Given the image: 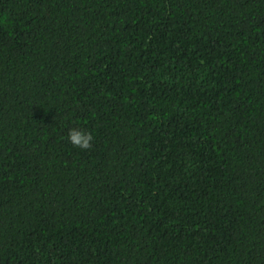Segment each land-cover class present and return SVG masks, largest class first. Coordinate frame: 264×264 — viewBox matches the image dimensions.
<instances>
[{
    "label": "trees",
    "instance_id": "obj_1",
    "mask_svg": "<svg viewBox=\"0 0 264 264\" xmlns=\"http://www.w3.org/2000/svg\"><path fill=\"white\" fill-rule=\"evenodd\" d=\"M0 264H264V0H0Z\"/></svg>",
    "mask_w": 264,
    "mask_h": 264
},
{
    "label": "clouds",
    "instance_id": "obj_2",
    "mask_svg": "<svg viewBox=\"0 0 264 264\" xmlns=\"http://www.w3.org/2000/svg\"><path fill=\"white\" fill-rule=\"evenodd\" d=\"M67 139L74 148H78L83 151L92 147L93 135L91 132H85L73 128L69 130Z\"/></svg>",
    "mask_w": 264,
    "mask_h": 264
}]
</instances>
